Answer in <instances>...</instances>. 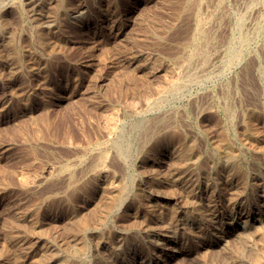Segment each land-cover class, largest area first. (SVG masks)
Here are the masks:
<instances>
[{"label":"rangeland","instance_id":"374dc122","mask_svg":"<svg viewBox=\"0 0 264 264\" xmlns=\"http://www.w3.org/2000/svg\"><path fill=\"white\" fill-rule=\"evenodd\" d=\"M0 18V264H264V0Z\"/></svg>","mask_w":264,"mask_h":264},{"label":"bare ground","instance_id":"6f19581e","mask_svg":"<svg viewBox=\"0 0 264 264\" xmlns=\"http://www.w3.org/2000/svg\"><path fill=\"white\" fill-rule=\"evenodd\" d=\"M28 4V3H27ZM2 12V11H1ZM3 14V13H2ZM36 14V13H35ZM1 19V18H0ZM263 19V18H262ZM1 21V20H0ZM35 21V20H34ZM199 22V21H198ZM262 22V21H261ZM36 24V23H35ZM198 24V23H197ZM197 29V28H196ZM1 30V29H0ZM200 30H202V29H200ZM3 30H1V32H2ZM253 32V31H252ZM203 34V33H202ZM256 34V33H255ZM198 35V34H197ZM202 36V35H201ZM250 36V35H249ZM209 37H210V35H209ZM247 38V37H246ZM197 39H198V37H197ZM202 40V39H201ZM233 40V39H232ZM247 40V39H246ZM195 41H197V40H195ZM239 41V40H238ZM243 41V40H242ZM245 41V40H244ZM252 41V40H251ZM235 42V41H234ZM191 43V42H190ZM197 43V42H196ZM228 43H230V42H228ZM245 43V42H244ZM243 44V43H242ZM200 45V44H199ZM234 45V44H233ZM244 45V44H243ZM196 46V45H195ZM194 46V47H195ZM242 46V45H241ZM201 48H202V46H201ZM203 48H205V47H203ZM192 50V49H191ZM206 51V50H205ZM194 52V51H193ZM199 52V51H198ZM202 52V51H201ZM192 54V53H191ZM204 54V53H203ZM234 54V53H233ZM194 55V54H193ZM198 56V55H197ZM202 57V56H201ZM203 58V57H202ZM191 58H189V60H190ZM196 59V58H195ZM198 59V58H197ZM188 60V61H189ZM237 60V59H236ZM231 62V61H230ZM188 65V64H187ZM231 65V64H230ZM227 68V67H226ZM192 76H194V75H192ZM175 77V76H174ZM195 77V76H194ZM179 78V77H178ZM189 78V77H188ZM173 79V78H172ZM194 79H196V78H194ZM176 81V80H175ZM174 81V82H175ZM179 84V83H178ZM186 86V85H185ZM175 87H176V85H175ZM175 87H174V89H175ZM177 88V87H176ZM168 89V88H167ZM172 89V88H171ZM169 91V90H168ZM172 91V90H171ZM171 91H170V93H171ZM166 95V94H165ZM159 99V98H158ZM150 105V104H149ZM152 109V108H151ZM131 126V125H130ZM109 128V127H108ZM107 128V129H108ZM111 128V127H110ZM137 128V127H136ZM131 129V128H130ZM112 131V130H111ZM145 131V130H144ZM108 132V131H107ZM135 133V132H134ZM131 134V133H130ZM113 145V144H112ZM111 148L113 147V146H110ZM116 149V148H115ZM119 150V149H118ZM117 151V150H116ZM129 151V150H128ZM230 152V151H229ZM115 153V152H114ZM129 155V154H128ZM118 157V156H117ZM121 157V156H120ZM222 163H224V162H222ZM129 185V184H128ZM123 191V190H122ZM16 212V211H15ZM16 225V224H15ZM17 226V225H16ZM24 240V239H23ZM23 242V241H22ZM28 243V242H27ZM25 247V246H24ZM52 249L51 248H42V249H40L39 250V256H41L42 258L43 257H45V258H47V257H49V256H51L52 255ZM51 254V255H50ZM53 255H55V254H53ZM83 255V254H82ZM86 255V254H85ZM47 256V257H46ZM84 256V255H83ZM7 258V257H6ZM9 258V257H8ZM39 258V257H38ZM50 258V257H49ZM44 260V259H43ZM42 260V261H43ZM48 260V259H47ZM109 260V259H108ZM13 261V260H12ZM15 261V260H14ZM53 261V260H52ZM45 262H47V261H45ZM111 263V262H110ZM15 264V263H14ZM62 264V263H61Z\"/></svg>","mask_w":264,"mask_h":264}]
</instances>
